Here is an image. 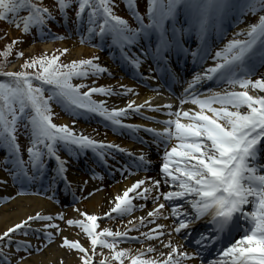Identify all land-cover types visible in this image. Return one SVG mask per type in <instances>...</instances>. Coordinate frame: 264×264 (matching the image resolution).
Returning <instances> with one entry per match:
<instances>
[{"label": "snow or ice", "instance_id": "obj_1", "mask_svg": "<svg viewBox=\"0 0 264 264\" xmlns=\"http://www.w3.org/2000/svg\"><path fill=\"white\" fill-rule=\"evenodd\" d=\"M56 2L61 19L73 4L76 5L74 23L81 29L80 43L110 39L131 67L138 70L142 64H147V75L138 72L142 81L160 80V86L168 87L170 80L178 79L172 68L174 58L190 57L192 63L200 68L185 81L186 87L179 97L181 106L190 102L199 110L162 112L170 118L154 121L163 125L161 130L143 129L151 134L158 148L163 147L158 173L161 179L145 177L136 180L122 194L115 195L110 201L114 206L105 216L113 219L112 213H115L124 217L142 209L145 205L135 204L136 199H151L152 210L145 217L129 220L131 228L125 231H112L107 227L97 231V215L80 213L86 217V222L68 219L67 225L82 229L90 247L68 237L61 238L60 246L74 250L78 264H125L126 259L129 264H185L198 258L202 260V253L216 249L217 245H220L218 255L221 259L208 264H264V162L260 161V153L264 151V95L253 96L247 91L251 87L264 93V73H259L262 78H251L257 74V62L264 66V15L259 17V22L251 23L245 32L234 33L232 39L216 50L209 44V39L213 34L223 38L224 21L237 9L233 0H146L147 23L140 15L135 0H128L126 7L137 27L130 26L126 19L115 14L114 0ZM256 9L264 12V0H244L239 12L244 15ZM21 12L26 15L21 16ZM54 19L52 12L37 0H0V20L18 29L22 26L25 34L35 27L42 37L47 30L49 38L65 39L48 29V21ZM193 35L198 41L195 47L189 45ZM241 36L244 38H239ZM141 41L146 43L141 44ZM15 43L17 41H12L0 53L5 57L0 62V150L4 153L0 164L14 181L24 185L48 178L51 189L59 179L71 188L66 175L68 161L58 154L60 149L69 154L91 151L102 160L114 151L132 155L119 145L77 133L67 124L58 125L53 121L55 113L52 105H63L69 109L73 123L80 113H90L98 115L114 129H126L133 134L140 127L126 124L124 119L139 113L145 106L149 111L161 112L160 106L153 107L148 101L136 105L129 100L125 107L110 109L105 100L93 99V94L111 97L134 92L124 85L119 86L122 91H114L107 86L73 83L74 79L84 81L90 76L99 77L108 73L106 67L96 62V57L69 63H58L56 55L50 58L32 57L25 60L21 70L5 71L7 57ZM67 52L68 48H64L61 54ZM17 56L22 57L23 52L17 53ZM209 59L214 62L213 65L204 68L203 64ZM152 72L157 75L152 76ZM210 81L233 90L226 88L223 92H216L211 87L202 88L205 82ZM160 86L150 87L158 93ZM237 86L244 91H235ZM215 104L220 106L214 107ZM164 107L171 109L172 105ZM181 118L188 123H182ZM21 129L30 143L26 159L18 142ZM173 140L177 143L169 148ZM50 160L56 163L55 170L48 177L47 164ZM138 161L135 171H147L150 162L143 154ZM120 171H125L122 165ZM128 174L131 175L132 171L128 170ZM162 185L169 190L161 191ZM153 190L155 196L151 195ZM161 197L170 206L171 211L167 215L161 211L165 208V203L160 202ZM169 215L173 217L174 227L156 223L157 219H167ZM56 219L62 217L37 212L35 216L29 215L8 227L0 234V261L11 264V257L16 251H39L38 247L33 248L30 241L15 240L18 233H35L42 243L51 242L54 235L60 232L58 224L47 223L41 231L29 222ZM198 222H207L208 227L193 239L195 250L191 253L181 250L182 245L173 243L172 232L183 233L181 238L186 239L192 232L191 225ZM148 224H155V228L141 233L143 239L128 235L129 231ZM50 228L55 232L48 231ZM165 236L167 240L162 239ZM145 240H157L169 251L158 252L153 244L135 253L128 248H118L121 243L133 241L143 245ZM97 247L100 252H97ZM7 248H12L13 252H5ZM103 249H108V253L105 254ZM148 253L157 255L152 257ZM97 256L102 258L94 260ZM23 259V256L18 257L16 264Z\"/></svg>", "mask_w": 264, "mask_h": 264}, {"label": "rangeland", "instance_id": "obj_2", "mask_svg": "<svg viewBox=\"0 0 264 264\" xmlns=\"http://www.w3.org/2000/svg\"><path fill=\"white\" fill-rule=\"evenodd\" d=\"M46 2L48 3V5L50 6V8H52V10H55L56 8L59 9L58 4L56 2V0H46ZM126 12V14H130V12L126 9L125 4L122 1H118L117 2V9L115 10V12H117L118 14H124V11ZM258 11V9H256ZM255 10L254 13L249 12L247 14V16L244 17V23L245 25H250L252 21H254L255 19V13L257 12ZM250 14H252V16H250ZM32 34H25L22 31V26L21 28H17L15 27L13 24H9L7 21L4 20H0V53H3L4 50L6 49V47L12 43V41H17V43H15L12 46V50L11 53L9 54V56L7 57V65L4 68L5 71H19L21 70V65L25 62V60H28L32 57H40V56H47L50 57L52 52L54 54L58 53L59 51H62L64 48H68V52L63 54V58L65 59V61L67 63L71 62L72 60H79V59H92L94 57L98 58V60L96 61L97 63H99L101 66H104L108 69V73H104L99 77H91L86 79L85 81H89L90 79H92L93 81H95V84H93V81H91V83L87 84L89 86H107V87H117L120 86L119 84L121 83L119 81V79H113L114 77L111 75V71H110V65L109 62L106 60L107 56H105L106 51H109V49L107 50L105 46L102 47V52L101 53H97L92 47H87L86 45H83L82 43H80L79 38H77L75 36V34L73 32H71L69 34V36L67 37L66 40H63L61 42H42L40 41L37 37H34V33H36L35 31L31 32ZM236 33V31L234 32ZM233 37H230L227 40L232 39ZM227 42V41H226ZM87 43V42H85ZM83 48V54L80 57H75L74 56V48ZM19 52H23V56L22 57H18L17 53ZM5 60V57L3 55H0V62H3ZM110 73V75H109ZM260 73H264V68H262ZM262 78L259 75L255 78ZM80 83V82H79ZM251 95H264V93H260L259 90L257 89H253L251 88ZM87 90V89H86ZM97 101L100 100H104V99H97L94 98ZM136 97H131V101L136 100ZM142 99V98H141ZM107 103H109V98H107L105 100ZM59 106V105H58ZM53 111L56 115V119H57V124L61 125V124H67L70 127L73 128V126L79 124V119L76 120L75 123H73V120H69L68 118L64 117L61 114L60 111V107H57L56 105L52 106ZM89 128H91L89 131H83L82 129H78L75 128L74 131L77 133H81V134H85L90 136L93 139H96L97 141H103V142H108L110 137L102 134L101 132H99L98 130H102L99 127L97 128H92L90 126H88ZM18 142L21 146V150L24 151L25 153V148L30 146L29 143V139L26 138V136L23 134V129H21V134L18 135ZM22 151V154H23ZM1 154L2 151L0 150V159H1ZM24 155V154H23ZM4 172L7 177L9 178V181H13V179L8 175V173L6 171L3 170V165L0 164V180L2 179V177H5L4 174L2 173ZM100 186L102 187V185L99 183ZM109 189V188H108ZM104 190V189H103ZM102 190V191H103ZM30 190H23L21 191L22 193H26ZM19 192L14 191L12 188V196H7L4 192L2 193L1 189H0V216H9L10 213V209L8 210L3 209L5 206H7L9 203H11L16 197L17 194ZM19 195V194H18ZM86 195V193L84 194ZM20 197L21 194L19 195ZM87 200L83 201V204L81 205V211L80 213H86V214H90L89 210L86 208V202ZM54 206V205H53ZM54 208L57 210L55 212H50L49 214H42V215H53V216H57L59 214V216L62 217V219H56L53 220L51 222L48 223H54V224H58L59 228H60V233L63 231H67L70 230L71 228H69L67 226V218L64 216V213L62 212V210H60V208H58L57 206H54ZM105 211V209L101 210V213H103ZM73 214V211L71 210V212L67 215V217H70ZM80 216V220H83L84 216H81V214H79ZM9 219V218H8ZM60 220V221H59ZM7 221V220H6ZM108 221V220H107ZM106 221V222H107ZM98 222H101V224L106 223L101 221V219H98ZM109 222V221H108ZM124 222V221H122ZM47 223H42L40 228L43 229V225H45ZM117 228H119L118 224H114L112 225V227H109V229H111L112 231H116ZM100 229V228H99ZM4 228L0 229V234H2L4 231ZM50 231L51 228L49 229ZM74 230V229H71ZM77 234H81L83 235L85 238V243L89 242L86 234L83 233L82 229H77L75 230ZM62 234H58V236H61ZM17 238H15L16 240ZM53 240V241H52ZM51 243L49 244V242H41V239L36 238H32V246L33 248H39V251H32L31 253H26L24 251H16L14 253V255H12L11 257V264H16V260L18 257L23 256L24 259L22 261H20V264H22L23 262H30L32 261L33 258L43 255V256H47V250L50 249V247L55 246L58 242L59 239H56L55 237H53ZM118 248H121L118 245ZM5 252L8 253H12L13 249L12 248H7L4 250ZM109 250H107L108 252ZM129 263L128 260H125V263ZM3 264V263H2Z\"/></svg>", "mask_w": 264, "mask_h": 264}, {"label": "bare ground", "instance_id": "obj_3", "mask_svg": "<svg viewBox=\"0 0 264 264\" xmlns=\"http://www.w3.org/2000/svg\"><path fill=\"white\" fill-rule=\"evenodd\" d=\"M83 52H84L83 48L77 47V48H74L73 53H74V56L78 58L83 54ZM119 85H121V83ZM117 105L121 106V103H117ZM196 109L199 110L198 107ZM84 114H87V113H84ZM206 114L211 115V113H207V112H206ZM87 116H89V118H90V116L94 117L90 113H88ZM82 120H85V119L82 118ZM76 128L82 129L83 131H89L90 130V128L88 126L83 125V124H79V126ZM109 140L114 141V142H118V141H115L112 139H109ZM75 168L80 169V166L76 165ZM115 169L117 171L120 170V168L118 166H116ZM70 171H68V172H70ZM77 175H80V174H77ZM67 177L73 183V186L75 189L78 188L77 183L80 181H83L82 179H78L76 177L75 172H70V177H69V175H67ZM148 177H151V176H148ZM4 181H6V183ZM105 182L108 183L107 181H105ZM132 183L133 182L128 180L126 183L123 182V184H117L115 186H112L111 189L109 188V190H105L103 192H98L97 194L93 195L87 201V203H86L87 207L86 208L89 210L90 214H94L97 216L102 215L103 216L102 219H104L105 213L110 211L111 207L114 206V203L110 202V201L114 200L115 195L122 194L123 190H125L127 187H130ZM0 187H1L3 192L10 195V192H11L10 187L7 183V180L4 177H2V180L0 181ZM6 208L8 210L10 209L9 216H0V229L4 228L3 231H5L8 227L13 226L16 223H19L21 220L26 219V217L29 215L35 216V214L37 212H39L41 214H48L50 212L57 211L53 207V205L50 204V202L43 200L41 198H37V197H29V198L17 197L11 203H9L7 206H5L3 209H6ZM103 209H105V211L103 213H101V210H103ZM145 216H146V214L143 213V214H140L138 217H145ZM33 221H31L29 223L31 224V226L33 228H36ZM128 222L125 223V225L123 224V227H128L129 226ZM111 225H112V223L106 224L104 226L101 224H98V226L102 229L105 227L109 228ZM53 232H55L54 229H53ZM62 237H68L69 239H72V240H78L83 246L90 247V241L87 242V244H85V239L81 235L76 234L73 230L63 231L61 238ZM61 238H60L59 245L56 244L55 246H52V247H50V249L47 250V256L40 255V256L33 258L32 261H30V262L26 261V262H23L22 264H78V256L76 255L75 251L74 250H68L65 247L60 246ZM27 241H29V239ZM122 247L131 249L133 253H135L138 249H141V248H137L134 246H127V245H122ZM152 257H154V256H152Z\"/></svg>", "mask_w": 264, "mask_h": 264}]
</instances>
